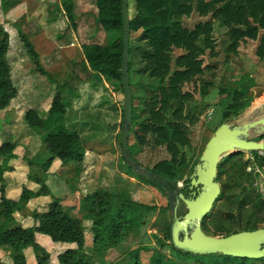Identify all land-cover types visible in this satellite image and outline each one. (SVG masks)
<instances>
[{"label":"trees","instance_id":"trees-1","mask_svg":"<svg viewBox=\"0 0 264 264\" xmlns=\"http://www.w3.org/2000/svg\"><path fill=\"white\" fill-rule=\"evenodd\" d=\"M17 0H2L1 11L4 17ZM97 24L109 37L106 45H89L84 47V57H78L72 62V70L63 85H57L56 93L47 112L31 109L26 112L24 120L34 131H42L47 120H56L67 114L68 103L62 95L63 87L68 97L79 93L82 85L89 84L97 76H108L112 82L121 85L122 61L124 52V16L122 0H97ZM136 16L131 19L132 34H143V40L148 42L153 50L145 56L147 68L145 73L151 81L148 87L134 82L132 65L130 64L131 92L133 96V122L131 134H135L141 145L147 143V136H152L156 146L166 145L171 159L158 164L154 174L177 184L180 173L188 165L186 155L181 149L191 147L184 121L195 125L199 117L188 112V103L193 97L183 92L186 85L196 83L204 74L203 62L200 60V42L203 40L206 48H212L211 23L199 25L194 31L186 29L183 19L197 12L201 16L212 14L214 20L221 22L230 30L234 42L231 50L236 53L239 41H259L257 56L264 60V0H135ZM64 9L70 23L74 24L76 16L71 3H64ZM31 36H36L40 29L31 23ZM263 33V34H262ZM21 43L29 56L34 68L54 84L55 78L48 73L40 59L35 45L29 36L18 29ZM132 37V36H131ZM130 42V57L132 56ZM175 50L185 54L176 59V70L173 71V55ZM10 52V35L0 24V113L9 108L12 101L19 95L14 86L11 66L8 60ZM54 78V79H53ZM250 79V77H249ZM56 81V80H55ZM250 86H254L252 78ZM140 85L148 88L145 122L140 121L134 102V89ZM134 88V89H133ZM124 92V91H123ZM247 89L243 85L229 87L221 92L223 95L217 102V107L223 115V124H231L254 103L255 97H247ZM0 119V138L4 126ZM138 127V131L134 128ZM123 128V125H122ZM47 154L46 162L40 167V172L30 173L28 180L38 188L32 190L22 188L17 198L10 196L5 185V174L13 171L11 161L17 159V142L13 138L3 140L0 147V252L5 250V257H0V264H29L30 253L35 255L36 264H50L52 256L40 245V238L49 240L57 250L55 264H91L83 254L86 237L83 221L69 216L62 203L66 197H52L46 212L33 210L31 216L34 225L30 229L19 227L18 217L29 209L30 205L42 198L51 197L47 186L50 172L66 168L73 172L72 181L78 182L84 171V152L81 150V136L77 132L62 131L57 134H47L43 138ZM31 168L32 163L27 162ZM259 168H264V159L257 161ZM131 168V167H130ZM249 162L245 153L237 152L222 160L219 165L217 182L222 193L217 201L222 202L221 212L226 215L211 214L203 219L202 228L208 235L229 237L244 231H254L264 228V197L256 186L257 175L248 172ZM132 169V168H131ZM139 179L158 187L166 197L165 187L161 183L142 178ZM193 177L185 181L181 190L186 200H194L200 194L201 187H193ZM119 197L106 190H97L91 196L86 218L93 221L95 253L103 256L110 249H115L127 236L139 229L143 215L149 210L145 205L131 200H125L122 207H113L103 203L104 198ZM216 203V204H217ZM215 204V205H216ZM170 208L163 209L162 212ZM188 213L184 202H180L178 217L183 219ZM172 217H165L162 227L165 238L171 241ZM161 249L170 248L181 259L192 260L195 264H206L207 256L193 255L175 250L169 243L159 241ZM161 249H155L150 264H176L168 259ZM7 252V253H6ZM140 251L132 254L136 264L139 263ZM224 256V255H222ZM225 257L224 264H264L260 260H245ZM8 259L10 260L8 262Z\"/></svg>","mask_w":264,"mask_h":264},{"label":"rangeland","instance_id":"rangeland-1","mask_svg":"<svg viewBox=\"0 0 264 264\" xmlns=\"http://www.w3.org/2000/svg\"><path fill=\"white\" fill-rule=\"evenodd\" d=\"M49 1V0H48ZM17 0L10 7L8 15L0 11V24L10 35V52L8 60L14 86L19 95L14 99L7 110L0 113L4 126L3 136L0 138V147L3 140L13 138L18 148L17 159L11 161L13 171L5 174V185L10 196L17 198L22 188L36 190L38 187L28 180L30 173L40 172V167L46 162L47 154L43 145V138L47 134H57L62 131L77 132L81 136V150L84 152V171L78 182L72 181L73 172L66 168L56 169L49 173L47 186L51 197L42 198L30 205L22 216H19L18 225L10 228L30 229L34 225L31 216L33 210L39 213L46 212L52 197H66L61 204L64 211L73 218L83 221L86 237L84 256L91 264H136L132 254L140 251L138 264H150L155 249H161L159 241L169 243L165 238L162 227L165 217H172L170 200L156 186L139 179V171H135L125 162L122 156V133L125 107V95L122 87L114 83L108 76H97L89 84L82 85L79 93L68 97L63 87L62 95L68 103L67 114L56 120H47L42 131L31 130L25 123L26 112L31 109L47 112L57 90V85H63L72 70V62L78 57H84V47L89 45H106L109 37L97 24V0ZM48 3V4H47ZM64 3H71L76 16L75 23L69 22L64 9ZM129 14L133 19L136 16L135 0H129ZM41 22V23H40ZM35 23L42 25L47 32L40 30L36 36H31L29 26ZM211 23L212 48L207 49L202 40L200 60L203 62L204 74L196 83L186 85L184 93H188L193 100L188 103V112L199 117L195 125L184 121L190 138L191 147L181 149L186 155L188 165L180 173V182L177 186L184 189L185 181L195 178L197 168L202 165L207 145L222 126L223 115L216 106L223 96L221 92L229 87L243 85L247 89V97H255V101L231 125L234 128L264 119V60L257 56L259 41H239L235 52L230 48L234 43L231 40L230 30L214 20L212 14L201 16L197 12L191 17L183 19L186 29L194 31L197 26ZM18 29L26 33L37 51L42 52L41 63L44 69L54 78L52 84L47 77L41 75L34 68L18 35ZM263 34V33H262ZM130 64L132 65L133 80L148 87L150 80L145 73L147 62L145 56L153 50L148 42L143 40L142 32L132 34ZM185 52L175 50L173 55V71L176 70V59ZM250 79L254 86H250ZM53 78V79H54ZM134 89V88H133ZM148 88L140 85L135 91L137 114L140 121L145 122L144 112L148 101ZM135 133L138 127L134 128ZM261 128L253 129L245 137L248 141L261 142ZM147 143L141 145L135 134L129 136V148L133 159L141 168L151 171L171 156L166 145L156 146L152 136H147ZM249 166L260 174L257 175L256 186L264 197V168L257 166V161L264 159V152H243ZM226 156L224 159H226ZM223 159V160H224ZM33 165L30 168L27 162ZM154 173V172H153ZM106 190L119 197L104 198L106 205L122 207L125 200H131L149 208L142 218V223L136 231L115 249H110L103 256L95 253L93 221L85 216L89 210L91 196L97 190ZM222 202H218L211 214L226 215L221 212ZM210 214V215H211ZM39 243L52 256L50 264H55L57 250L49 240L40 238ZM5 250L0 257H5ZM168 258L176 264H195L192 260L179 258L170 248L161 249ZM7 253V252H6ZM29 264H36L35 255L30 253ZM10 260L8 259V262ZM206 264H224L225 257L216 254L208 255L204 259ZM261 264V263H256Z\"/></svg>","mask_w":264,"mask_h":264},{"label":"water","instance_id":"water-1","mask_svg":"<svg viewBox=\"0 0 264 264\" xmlns=\"http://www.w3.org/2000/svg\"><path fill=\"white\" fill-rule=\"evenodd\" d=\"M124 16V52L121 67L122 86L125 95V107L122 133V156L125 162L139 176L153 182L161 183L169 189V199L172 211L171 242L173 249L185 253L207 256L224 255L237 259L260 260L264 258V228L254 231H244L229 237H215L208 235L202 228L203 219L211 214L217 203L222 189L217 182L221 161L237 152H264V141L254 142L245 139L249 132L261 128L264 137V119L234 128L223 124L212 137L206 151L201 158L202 165L192 181L193 187H201L200 194L194 200H186L177 184L160 178L151 171H146L133 159L129 148V136L133 122V96L130 80V42L131 18L129 14V0H122ZM264 106V102H263ZM175 195H177L175 197ZM184 202L188 213L183 219L178 217L180 202ZM183 236V238H181Z\"/></svg>","mask_w":264,"mask_h":264},{"label":"crops","instance_id":"crops-1","mask_svg":"<svg viewBox=\"0 0 264 264\" xmlns=\"http://www.w3.org/2000/svg\"><path fill=\"white\" fill-rule=\"evenodd\" d=\"M46 2H50L51 3V1L49 0H45ZM1 2H2V0H0V6H1ZM48 4V3H47ZM0 11H1V8H0ZM1 13H2V11H1ZM1 23V22H0ZM41 23V22H40ZM35 24V23H34ZM36 25V24H35ZM37 26V25H36ZM40 27H38L40 30H42V31H44L45 33L47 32V28L46 27H43L42 25H39ZM42 28V29H41ZM48 33V32H47ZM38 53L40 54V57H42V52L40 51V50H38Z\"/></svg>","mask_w":264,"mask_h":264},{"label":"built area","instance_id":"built-area-1","mask_svg":"<svg viewBox=\"0 0 264 264\" xmlns=\"http://www.w3.org/2000/svg\"><path fill=\"white\" fill-rule=\"evenodd\" d=\"M248 172H254L255 174H260V172L259 171H256L255 169H253V168H251L250 166H249V168H248Z\"/></svg>","mask_w":264,"mask_h":264},{"label":"flooded vegetation","instance_id":"flooded-vegetation-1","mask_svg":"<svg viewBox=\"0 0 264 264\" xmlns=\"http://www.w3.org/2000/svg\"><path fill=\"white\" fill-rule=\"evenodd\" d=\"M184 188H185V186H184ZM169 189H167V188H165V193L167 194V196H168V199H169ZM177 195H175V197H176ZM170 200V199H169ZM181 238H183V236H181Z\"/></svg>","mask_w":264,"mask_h":264}]
</instances>
